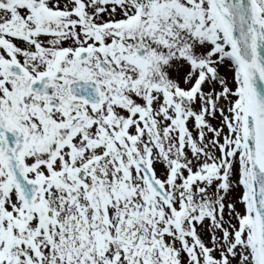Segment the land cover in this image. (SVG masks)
I'll return each instance as SVG.
<instances>
[{"label":"snow or ice","instance_id":"1","mask_svg":"<svg viewBox=\"0 0 264 264\" xmlns=\"http://www.w3.org/2000/svg\"><path fill=\"white\" fill-rule=\"evenodd\" d=\"M0 264H264V0H0Z\"/></svg>","mask_w":264,"mask_h":264}]
</instances>
